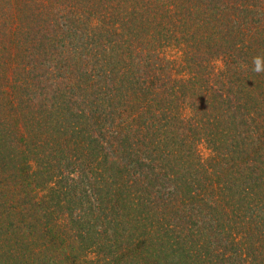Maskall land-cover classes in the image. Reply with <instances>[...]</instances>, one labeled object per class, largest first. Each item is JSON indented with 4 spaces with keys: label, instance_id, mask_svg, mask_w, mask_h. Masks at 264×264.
<instances>
[{
    "label": "trees",
    "instance_id": "1",
    "mask_svg": "<svg viewBox=\"0 0 264 264\" xmlns=\"http://www.w3.org/2000/svg\"><path fill=\"white\" fill-rule=\"evenodd\" d=\"M264 0H0V264H264Z\"/></svg>",
    "mask_w": 264,
    "mask_h": 264
},
{
    "label": "clouds",
    "instance_id": "2",
    "mask_svg": "<svg viewBox=\"0 0 264 264\" xmlns=\"http://www.w3.org/2000/svg\"><path fill=\"white\" fill-rule=\"evenodd\" d=\"M252 63L254 65L253 71L256 73H262L264 72V57H254L252 60Z\"/></svg>",
    "mask_w": 264,
    "mask_h": 264
}]
</instances>
